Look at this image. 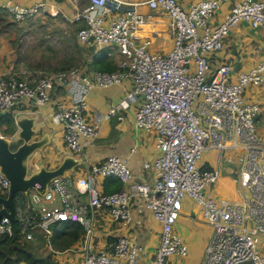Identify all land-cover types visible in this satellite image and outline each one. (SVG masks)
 I'll return each mask as SVG.
<instances>
[{
  "label": "built area",
  "instance_id": "built-area-1",
  "mask_svg": "<svg viewBox=\"0 0 264 264\" xmlns=\"http://www.w3.org/2000/svg\"><path fill=\"white\" fill-rule=\"evenodd\" d=\"M225 1L198 0L186 9L179 0H87L73 17L79 26L78 40L87 46L116 49L115 69L88 72L76 68L31 79L16 71L0 72V114L51 102L52 119L62 125L67 150L82 159L80 164L86 159V147L98 137L102 120L123 118L117 105L111 104L103 115L88 119L89 91L128 79V96L136 101L134 123L154 133L159 148L156 158L144 163V168L154 170L151 180H136L129 159L117 154L92 164L84 178L89 197L85 201L77 199V191L65 177L54 179L43 195L51 201L61 200V206L37 210L29 193L19 192L15 211L24 239H35L36 231L41 230L49 249L56 251L53 224L78 220L85 226L81 264H136L144 244L126 236L99 244L94 222L97 212L106 208L113 220L128 223L133 219V204L141 201L161 225L152 264H178L173 257H184L189 248L177 232L176 222L184 198L190 196L202 205L213 227L200 264H264L260 248L264 236V135L257 127L260 107L245 97L248 86L264 83V58L235 79L231 63L215 67L210 61L240 21L264 29V0H234L224 19L212 25L211 19ZM142 5L164 10L171 17L173 46L169 50L153 49L149 37L136 33L146 21ZM0 6L19 21L48 10L45 1ZM58 85L68 87L70 103L53 98ZM208 149L220 153L219 162L228 149L240 152L235 173L247 190L241 199H217L205 192L221 176L219 167L200 164ZM101 176H115L122 186L113 192L101 191ZM9 186V179L0 171V195H7ZM13 231V221L4 216L0 235Z\"/></svg>",
  "mask_w": 264,
  "mask_h": 264
},
{
  "label": "crops",
  "instance_id": "crops-1",
  "mask_svg": "<svg viewBox=\"0 0 264 264\" xmlns=\"http://www.w3.org/2000/svg\"><path fill=\"white\" fill-rule=\"evenodd\" d=\"M37 1L47 2V11L44 13L61 14L67 20L73 22V17L79 5H85L87 0H0L1 3L9 2L10 4L30 5ZM126 3H140L145 0H122ZM198 0H179L184 8ZM234 0H226L221 9L211 19L212 25H218L224 15L229 11ZM2 7V6H1ZM141 9L145 11L146 21L137 29L136 33L140 36H147L152 41L153 49L169 50L173 46V33L171 29V17L161 9H152L146 5H142ZM5 10V9H4ZM116 13H113L115 15ZM0 21V72H14L17 67L12 64L14 52L6 57V52L13 48L10 38L6 37V29H1ZM80 43V42H79ZM84 47L87 45L81 44ZM92 46V47H90ZM93 48L88 53V62L81 67L82 70L91 72L97 70V66L101 63L94 64L96 57L113 60L112 69L117 67L119 53L111 47H99L96 45H88ZM99 53L98 56L97 53ZM5 54V55H4ZM95 58V59H96ZM264 58V29L254 28L246 20H242L235 24L225 39L224 47L217 52L211 54L210 61L213 66H218L222 62H229L233 66L231 72L232 79H235L242 71L250 69L256 63ZM19 68L21 75L32 78L33 71L31 69ZM130 88V80L114 83L108 86H96L88 93L86 116L93 120L103 115L111 104L117 105L119 112L123 115L122 119L112 117L103 119L100 132L95 142L86 147V159L79 169L69 171L65 178L72 183L73 189L77 191V199L81 201L87 200L88 193L86 191V183L84 178L91 165L106 159L112 154L121 157H127L128 163L133 170L136 180H151L154 177L153 169L144 168L146 161H152L159 154L157 140L155 134L147 129L139 128L134 123V112L136 101L134 97L128 96ZM245 97L248 101L257 103L260 112L257 118V127L261 134L264 135V83L260 85H250L245 90ZM53 98H61L67 103L71 102L70 92L67 86L58 85L53 91ZM53 105L51 102L39 107L24 105L22 109H17L14 116L19 113L26 112L30 115H39L38 125L44 127V131H48L51 136V143L36 151L31 159L33 169L44 162L49 167L57 166L62 157L69 153L63 137L62 125L55 123L52 119ZM1 127V126H0ZM2 129V128H1ZM17 129V125H16ZM240 152L236 149H228L225 156L219 162L220 153L216 149H208L204 152L200 164L203 167L215 168L219 167L221 176L219 181L213 187H207L205 192L210 196L220 199L228 198L233 200L241 199L247 192L246 188L237 180L235 173L238 166ZM34 160V162H33ZM77 170V171H76ZM98 187L101 191L113 192L117 190L116 183L108 180V177H99ZM31 205L37 210L43 211L53 206H61L59 199L48 200L35 189L29 194ZM192 202H196L190 196H186L183 200L187 208L184 213H180L176 230L188 244V253L184 257L174 256L173 259L178 264H200L205 248L213 233V227L206 220L203 210V219H197V213L191 212ZM197 203V202H196ZM184 209V208H183ZM195 219L197 221H195ZM160 222L157 221L150 209H147L141 201L133 204V219L128 223L115 221L111 213L106 208H102L97 212L94 222V234L99 244L107 240L117 239L120 236H126L132 240L141 241L144 244V251L139 256L136 264H152L155 257L156 248L160 241ZM199 240L204 241L203 248L200 251ZM29 242L34 244L35 252L38 255H47L50 253L52 260L56 264H81L83 252L81 249V238L70 246V249L51 251L46 244V240L41 230L36 231V238ZM57 248V247H56ZM260 248L264 250V236L260 241ZM200 251V253H199ZM21 264H27L22 261ZM250 264V263H242Z\"/></svg>",
  "mask_w": 264,
  "mask_h": 264
},
{
  "label": "rangeland",
  "instance_id": "rangeland-1",
  "mask_svg": "<svg viewBox=\"0 0 264 264\" xmlns=\"http://www.w3.org/2000/svg\"><path fill=\"white\" fill-rule=\"evenodd\" d=\"M0 21L1 29L3 28L4 31L6 29L5 35L10 38L13 47L5 53L6 57L14 52L11 65L16 66L17 70L19 68L31 69L33 71L32 78L81 68L85 64L81 55L75 54L77 49L82 50L84 48L80 45L77 36L79 26L77 23L62 17L61 14L40 12L19 21L9 10H0ZM85 48L88 49L87 46ZM2 60L4 59L0 58V63L3 62ZM64 65L66 67L62 68ZM17 70L15 71L20 74L21 72ZM24 77L28 78V76ZM0 126L3 134L10 137L13 135V131H4L7 128L6 125ZM81 166L77 165L76 168L79 169ZM196 202H192L190 208H192L191 212L197 213V219L200 220L203 219L201 213L203 207L198 201ZM183 208L181 213H184L187 206L184 204ZM195 221L197 220L195 219ZM197 223L199 222L197 221ZM197 244H199L201 251L204 241L199 240ZM61 248H57V250L66 251L70 249V247Z\"/></svg>",
  "mask_w": 264,
  "mask_h": 264
},
{
  "label": "water",
  "instance_id": "water-1",
  "mask_svg": "<svg viewBox=\"0 0 264 264\" xmlns=\"http://www.w3.org/2000/svg\"><path fill=\"white\" fill-rule=\"evenodd\" d=\"M38 119V114L19 113L15 117L17 129L11 137L3 134L0 128V171L10 182L8 194L0 195V223L4 216L13 222L16 220L15 198L19 192L29 193L35 189L44 195L54 179L65 177L82 162L81 158L66 153L55 167H49L42 162L33 169V155L51 143L50 133L38 125ZM33 256L43 260L44 264H49L47 255L33 253Z\"/></svg>",
  "mask_w": 264,
  "mask_h": 264
},
{
  "label": "trees",
  "instance_id": "trees-1",
  "mask_svg": "<svg viewBox=\"0 0 264 264\" xmlns=\"http://www.w3.org/2000/svg\"><path fill=\"white\" fill-rule=\"evenodd\" d=\"M6 10V8L0 6V10ZM83 46V45H82ZM92 47V46H90ZM87 47L88 49L82 48V50H78L75 52L77 55H81V59L84 62H88V53L93 48ZM100 52L97 53L96 56L99 55ZM76 56V55H75ZM96 58V57H95ZM93 60L94 64L99 62L101 66H97L98 70H111L114 67L112 64L113 60L105 61V58H99ZM66 66H62L65 68ZM18 109H22L19 107ZM0 125H6L7 128L4 131H15L16 123L14 112H6L4 114H0ZM3 131V130H2ZM108 180L112 181L114 184L116 183L117 189L122 186V182L115 176L108 177ZM108 192V191H107ZM19 197L17 198L18 201ZM1 207V205H0ZM13 234L9 235L8 233H3L0 235V264H21L22 261H26L27 264H44L43 260H38L33 256L35 252L34 244L24 239L20 233V223L18 220L13 222ZM85 231V226L78 220L73 219H62L53 224V242L57 248L61 247H70L73 243L77 242L82 234ZM62 242V243H61ZM62 244V246H60ZM62 249V248H61ZM49 256V264H56L54 260L51 258V254Z\"/></svg>",
  "mask_w": 264,
  "mask_h": 264
}]
</instances>
